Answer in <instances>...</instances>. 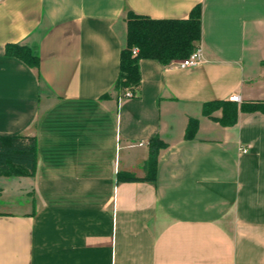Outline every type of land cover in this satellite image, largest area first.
I'll return each mask as SVG.
<instances>
[{
  "label": "crops",
  "instance_id": "crops-1",
  "mask_svg": "<svg viewBox=\"0 0 264 264\" xmlns=\"http://www.w3.org/2000/svg\"><path fill=\"white\" fill-rule=\"evenodd\" d=\"M199 4L202 63L142 60L137 97L120 98L128 12ZM233 97L264 102V0H0V136L38 145L35 177H0V264H264V114H202ZM155 137L156 182L124 181L146 178Z\"/></svg>",
  "mask_w": 264,
  "mask_h": 264
},
{
  "label": "trees",
  "instance_id": "trees-1",
  "mask_svg": "<svg viewBox=\"0 0 264 264\" xmlns=\"http://www.w3.org/2000/svg\"><path fill=\"white\" fill-rule=\"evenodd\" d=\"M126 45L121 52L119 77L115 91L120 98H135L141 87L140 62L155 60L163 65L181 62L199 49L202 41V5L193 8L187 19L155 20L128 12ZM136 51V53H134ZM6 55L16 58L32 69H39L40 58L27 46L8 45ZM131 94L129 97L128 94ZM109 98V95L104 96ZM221 111V117H214ZM264 114V102L236 103L211 101L204 103L202 114L224 127L238 123L240 113ZM199 128L197 119H190L185 138L193 140ZM167 144L155 137L149 142L147 176L144 179L127 177V182H156L158 157ZM38 169V145L34 137L0 136V177L33 178Z\"/></svg>",
  "mask_w": 264,
  "mask_h": 264
},
{
  "label": "built area",
  "instance_id": "built-area-1",
  "mask_svg": "<svg viewBox=\"0 0 264 264\" xmlns=\"http://www.w3.org/2000/svg\"><path fill=\"white\" fill-rule=\"evenodd\" d=\"M136 53V51L134 52ZM203 60V54L200 49L195 51L189 58L183 60L180 62L181 68H191L196 67L202 63ZM128 96L130 97L131 94L129 93ZM232 102L241 103V100L239 97H233L230 99ZM244 153H247V150H244Z\"/></svg>",
  "mask_w": 264,
  "mask_h": 264
},
{
  "label": "rangeland",
  "instance_id": "rangeland-1",
  "mask_svg": "<svg viewBox=\"0 0 264 264\" xmlns=\"http://www.w3.org/2000/svg\"><path fill=\"white\" fill-rule=\"evenodd\" d=\"M180 63V62H179ZM217 112H221V111H217ZM216 113V112H215ZM6 181H9L12 183L13 180H8V179H0V187H2V184L6 183ZM21 198L18 196L14 201L20 200ZM24 201V199H22Z\"/></svg>",
  "mask_w": 264,
  "mask_h": 264
}]
</instances>
